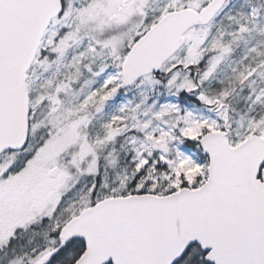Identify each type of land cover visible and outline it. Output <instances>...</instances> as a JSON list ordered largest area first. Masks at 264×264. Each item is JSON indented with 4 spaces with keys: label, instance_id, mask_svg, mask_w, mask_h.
<instances>
[{
    "label": "snow or ice",
    "instance_id": "snow-or-ice-1",
    "mask_svg": "<svg viewBox=\"0 0 264 264\" xmlns=\"http://www.w3.org/2000/svg\"><path fill=\"white\" fill-rule=\"evenodd\" d=\"M0 264H264V0H0Z\"/></svg>",
    "mask_w": 264,
    "mask_h": 264
}]
</instances>
